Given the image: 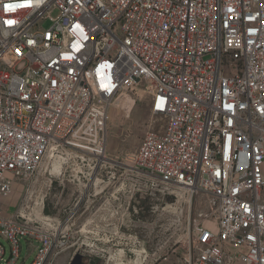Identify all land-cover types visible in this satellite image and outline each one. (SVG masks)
Returning <instances> with one entry per match:
<instances>
[{
  "label": "built area",
  "instance_id": "obj_1",
  "mask_svg": "<svg viewBox=\"0 0 264 264\" xmlns=\"http://www.w3.org/2000/svg\"><path fill=\"white\" fill-rule=\"evenodd\" d=\"M141 87L163 124L124 161L203 197L187 264H264V0H0V264H27L23 239L31 264L68 250L5 203L48 158L105 159L110 107Z\"/></svg>",
  "mask_w": 264,
  "mask_h": 264
},
{
  "label": "rangeland",
  "instance_id": "obj_2",
  "mask_svg": "<svg viewBox=\"0 0 264 264\" xmlns=\"http://www.w3.org/2000/svg\"><path fill=\"white\" fill-rule=\"evenodd\" d=\"M162 124L151 112L145 89L128 90L109 110L106 158L69 152L59 175L52 174L58 158L46 159L33 182H16L4 206L6 217L25 209L26 216L33 212L60 222L68 250L50 264H68L76 251L84 255V264H111V250H123L127 260H133L141 242L147 250L144 264H187L195 220L207 212L203 197L190 203L185 189L124 161ZM0 242L8 259L10 245L2 238ZM21 243V262L31 264L35 250L26 240Z\"/></svg>",
  "mask_w": 264,
  "mask_h": 264
},
{
  "label": "bare ground",
  "instance_id": "obj_3",
  "mask_svg": "<svg viewBox=\"0 0 264 264\" xmlns=\"http://www.w3.org/2000/svg\"><path fill=\"white\" fill-rule=\"evenodd\" d=\"M61 169H62V159H57L53 164L52 174L59 175L60 174L59 172L62 171ZM138 248L139 249L135 250L136 258L133 260H127L126 253L123 250H119V251L111 250L110 252L111 264H144V261L146 259V252H147L145 248V244L141 242L140 247Z\"/></svg>",
  "mask_w": 264,
  "mask_h": 264
},
{
  "label": "water",
  "instance_id": "obj_4",
  "mask_svg": "<svg viewBox=\"0 0 264 264\" xmlns=\"http://www.w3.org/2000/svg\"><path fill=\"white\" fill-rule=\"evenodd\" d=\"M70 264H84V255L79 251L74 255Z\"/></svg>",
  "mask_w": 264,
  "mask_h": 264
},
{
  "label": "snow or ice",
  "instance_id": "obj_5",
  "mask_svg": "<svg viewBox=\"0 0 264 264\" xmlns=\"http://www.w3.org/2000/svg\"><path fill=\"white\" fill-rule=\"evenodd\" d=\"M18 5H8V6H6V7H8L10 10H14V8L15 7H17ZM7 23H9V24H12V23H14V21H12V20H9V21H7ZM70 58V57H69ZM159 106V105H158Z\"/></svg>",
  "mask_w": 264,
  "mask_h": 264
}]
</instances>
